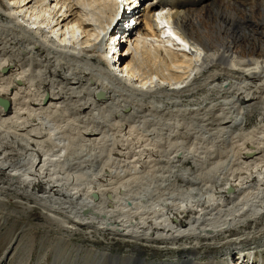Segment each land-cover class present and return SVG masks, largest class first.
Returning a JSON list of instances; mask_svg holds the SVG:
<instances>
[{"label": "bare ground", "instance_id": "bare-ground-1", "mask_svg": "<svg viewBox=\"0 0 264 264\" xmlns=\"http://www.w3.org/2000/svg\"><path fill=\"white\" fill-rule=\"evenodd\" d=\"M161 1L0 0V220L39 211L52 264H264L228 238L264 218V0Z\"/></svg>", "mask_w": 264, "mask_h": 264}, {"label": "rangeland", "instance_id": "rangeland-1", "mask_svg": "<svg viewBox=\"0 0 264 264\" xmlns=\"http://www.w3.org/2000/svg\"><path fill=\"white\" fill-rule=\"evenodd\" d=\"M177 1H185V0H177ZM161 2L166 3V0H162ZM126 7H129V6H126ZM126 7H125L124 12L123 13L121 12L124 18L127 17L125 15V12L128 11V8ZM124 21H122V25L123 27L127 26L128 30H131V28H136L139 26L143 28L147 27V20L145 19L141 20L139 24L137 22L131 21L130 19L128 20V18L125 19ZM30 220L27 217L16 219V221L15 220H0V264H19L18 260L21 258H25L27 255V252H30L28 259L24 260L20 264H42V263L52 264V262L54 261L53 260L54 255H56V253L58 252V250L56 249L57 247L56 241L53 240L54 238L52 234L46 235L45 233L46 230L42 228L41 223H42L43 217L39 213V211H36ZM250 226L251 225H248L245 228L240 229V231L238 230L235 232L232 231L231 234L229 233L230 236L228 238L231 240H236L237 237L245 238L246 236L243 237V234H241V232H246V231L251 232L248 238L241 240L244 243L243 246L248 245L249 247H252V250L255 252V254L261 253V255L264 257V246H261V245H264L262 242L264 240V228H263L264 218L259 220L258 223H254L251 228H249ZM75 240L78 241L79 239H75ZM88 241L90 243V245H87L88 249L89 248L98 249V247L103 246V244L106 242V241L92 242L91 240H88ZM10 245L12 246L11 251L8 252L6 257H2L7 246H10ZM228 246H230V242H228V240H221L213 244H208V243L202 244L199 247V250L202 253L209 252L208 254L210 255L212 254H215V255L222 254L223 255L225 253L223 249L225 247L227 248ZM112 247H114L112 248V250H115L116 248H118L119 252H126L127 249L133 248V246L131 247L129 243L121 242L119 240L114 241V243H112ZM186 247L187 246L185 245L178 247V248H171L168 246L163 247V248H160L159 246H154V247L145 246L144 249H145L146 254L149 257H155L159 259H163V258L172 259L175 256L177 257L182 256L183 251L187 249ZM71 249L72 248L64 250L65 252H63V255H62L63 260H61L60 262L64 264H73V263L74 264H79V263L86 264L84 262L85 259H84L83 252L81 254L80 253L77 254L76 252H79V251L75 252V250L73 249L71 250ZM211 251H217V252L212 253ZM42 256H44L43 259H42ZM106 259L99 262V264H113L114 263V262L112 263L111 261L112 259H107V260ZM253 260L257 261L256 255L254 256V259L246 258V262L249 261V263H252ZM178 262H179L178 264H186V263H183L182 260ZM201 262L202 263L204 262V258L201 260ZM134 264H140V263L135 262ZM142 264H147V263H142Z\"/></svg>", "mask_w": 264, "mask_h": 264}, {"label": "water", "instance_id": "water-1", "mask_svg": "<svg viewBox=\"0 0 264 264\" xmlns=\"http://www.w3.org/2000/svg\"><path fill=\"white\" fill-rule=\"evenodd\" d=\"M97 97H101L102 93L101 92H97L96 94ZM10 106V101L8 98L0 96V107L4 110L7 111L9 109ZM230 190V188H229Z\"/></svg>", "mask_w": 264, "mask_h": 264}]
</instances>
